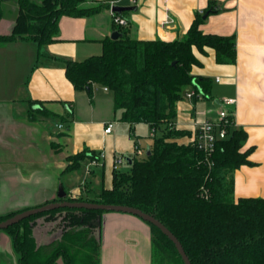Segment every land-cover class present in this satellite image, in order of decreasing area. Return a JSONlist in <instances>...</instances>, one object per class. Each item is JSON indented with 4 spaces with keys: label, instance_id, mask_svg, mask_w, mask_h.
Listing matches in <instances>:
<instances>
[{
    "label": "crops",
    "instance_id": "0c3cea01",
    "mask_svg": "<svg viewBox=\"0 0 264 264\" xmlns=\"http://www.w3.org/2000/svg\"><path fill=\"white\" fill-rule=\"evenodd\" d=\"M108 1L112 6L133 7L121 15L134 38L182 36L195 15L206 9L211 11L199 26L203 32L234 36V63H217L211 48L205 53L194 49L200 64L193 65L190 73L209 77L212 83L208 97L193 102L183 96L176 102L175 126L187 131L176 141L188 143L195 126L215 119L222 101L233 98L234 104L226 107L233 111L237 128L246 132L242 150L250 161L231 172L233 197H264V0ZM2 5L8 14L0 20V34L10 33L16 13ZM167 17L173 21L166 23ZM57 28L55 41L46 44L23 38L0 43L1 214L53 201L59 192L93 196L102 187L110 188L115 159L135 157L136 148L142 150L136 128H149L144 122L121 121L108 89L94 85L99 89H93L90 101L65 76V60L101 52L102 40L115 30L109 9L85 16L60 15ZM109 121L112 130L105 133ZM83 150L95 156L85 157L83 164L69 170L66 156ZM97 219L100 224L92 231L100 239L99 264H152L151 230L143 219L116 211L94 215L91 221ZM34 234L38 242H49L61 231L40 216ZM0 264H18L11 237L4 230H0Z\"/></svg>",
    "mask_w": 264,
    "mask_h": 264
},
{
    "label": "trees",
    "instance_id": "16d2710c",
    "mask_svg": "<svg viewBox=\"0 0 264 264\" xmlns=\"http://www.w3.org/2000/svg\"><path fill=\"white\" fill-rule=\"evenodd\" d=\"M87 1L91 0H16L13 29L0 34V43L16 38L38 44L55 41L60 15H92L110 6L108 0L85 6ZM210 11L197 13L186 33L172 40L134 38L124 26L113 24L120 35L103 39L99 54L64 61L65 76L75 90L85 91L92 101L94 85L106 87L121 121L147 123L157 134L143 158L129 157L128 161L127 157L126 170L113 169L110 188L102 187L93 196H65L53 201L136 207L154 216L176 236L191 264H264V197H233L231 172L250 163L247 151L242 150L246 132L230 128L207 160L195 146L177 142L176 138L187 131L172 125L176 102L187 86L193 90V102L208 97L210 92L209 77L190 73L193 65L200 64L194 49L200 53L213 49L217 63L235 62L234 36L205 33L199 27L203 15ZM59 118L65 121L63 116ZM88 156L95 155L86 150L78 153L79 159ZM78 167L79 163L67 165L69 170ZM19 211L0 213V221ZM101 213L57 208L0 230L10 235L18 264H99L100 239L89 223ZM40 216L59 227L58 238L38 242L34 229ZM145 222L151 230L152 264L164 263V251L176 264H183L171 240L155 225Z\"/></svg>",
    "mask_w": 264,
    "mask_h": 264
},
{
    "label": "water",
    "instance_id": "95a60500",
    "mask_svg": "<svg viewBox=\"0 0 264 264\" xmlns=\"http://www.w3.org/2000/svg\"><path fill=\"white\" fill-rule=\"evenodd\" d=\"M133 7H123L118 5H113L111 7L112 11L121 13L122 11L132 9ZM207 14L203 15V18L206 17ZM120 35V33L115 29L110 33V38L115 39ZM149 149L147 150V152ZM128 161H130V158H127ZM64 192H59L58 197H65ZM84 208L89 210H100L103 212H109V211H116V212H123V213H130L133 215H136L143 219L144 221H147L153 225H155L157 228L160 229V231L166 235L169 240L174 244L179 256L181 257V260L183 264H191L187 255L185 254V251L183 250L182 245L180 244L179 240L176 238L175 235L164 225L162 224L158 219H156L154 216L147 214L140 209L136 207L131 206H124V205H117V204H107V203H97V202H90V201H81V200H60V201H50L35 207L26 208L24 210H21L19 212H16L15 214L11 215L10 217L6 218L3 221H0V229H4L7 226L18 222L22 220L23 218H27L31 215H35L38 213L50 211L57 208ZM91 226H94L97 224L99 226V219L96 221H91L89 223Z\"/></svg>",
    "mask_w": 264,
    "mask_h": 264
},
{
    "label": "built area",
    "instance_id": "2783aa9c",
    "mask_svg": "<svg viewBox=\"0 0 264 264\" xmlns=\"http://www.w3.org/2000/svg\"><path fill=\"white\" fill-rule=\"evenodd\" d=\"M112 4L109 6V11L111 15V21L117 26H125L127 20L121 16L119 13L112 11ZM171 17H167V22H172ZM104 89H107L104 87ZM193 95V90H186L184 93L185 97L191 98ZM235 100L233 98H226L222 101L223 107L218 111L215 119L205 120L200 124L196 125L192 134V137L188 143L198 148L204 155V158L208 160V157L213 153L215 144L218 140L224 139L230 128H237V124L233 117V111L229 110L226 106L234 104ZM174 127L175 123L172 124ZM61 124H58V127H61ZM113 127V121L106 122L104 127V132H111ZM157 134V131L154 128H151L149 135L154 137ZM137 153L141 152L140 148H136ZM123 161V158L117 157L114 162V169L118 168V165ZM208 165H211V162L208 161Z\"/></svg>",
    "mask_w": 264,
    "mask_h": 264
},
{
    "label": "rangeland",
    "instance_id": "374dc122",
    "mask_svg": "<svg viewBox=\"0 0 264 264\" xmlns=\"http://www.w3.org/2000/svg\"><path fill=\"white\" fill-rule=\"evenodd\" d=\"M35 1H40V0H35ZM15 2H16V0H12V1L11 0H6V1H3L2 3L6 4L7 7H10L12 9V12L17 13V5H16ZM2 3L0 5V8H1V18H0V20L3 19V16H6L8 14V13L5 12V9H4V6L2 5ZM13 5L15 6V8H13L14 7ZM93 5H95V3H86L85 4V6H93ZM95 88H98V87H94V90H95ZM103 96H105V94ZM80 104L82 105L83 102L81 101ZM41 106L42 105L38 104L37 107L41 108ZM115 119L116 120L118 119V114H116ZM149 131H150L149 128L147 126H145V125H138L137 128H136V133L139 134V136H140V138H139L140 139L139 140L140 141V146L142 147V151L139 152L135 156L136 158H143L145 156V153H146V151H145L146 147L147 146H151V144H152L153 138L149 135ZM65 159H66L67 164L70 165V166H76L78 163H79V166H80V164H83V160H84V158L79 159L78 153L68 154ZM126 168H127V162H126V160H124L123 163L121 164L120 169L121 170H126ZM88 169H90V167H88L87 170ZM94 226L98 227L97 224H95ZM56 227H57V225H56ZM164 252H165L164 254H166V255L164 256L165 258H164V263L163 264H176L171 258L168 257V255L170 256V253H168L167 251H164ZM8 258H10V257L8 256Z\"/></svg>",
    "mask_w": 264,
    "mask_h": 264
}]
</instances>
